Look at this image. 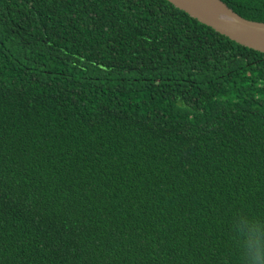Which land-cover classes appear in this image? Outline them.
Listing matches in <instances>:
<instances>
[{
	"label": "trees",
	"instance_id": "trees-1",
	"mask_svg": "<svg viewBox=\"0 0 264 264\" xmlns=\"http://www.w3.org/2000/svg\"><path fill=\"white\" fill-rule=\"evenodd\" d=\"M238 215L264 53L167 0H0V264H241Z\"/></svg>",
	"mask_w": 264,
	"mask_h": 264
},
{
	"label": "water",
	"instance_id": "water-1",
	"mask_svg": "<svg viewBox=\"0 0 264 264\" xmlns=\"http://www.w3.org/2000/svg\"><path fill=\"white\" fill-rule=\"evenodd\" d=\"M240 45L264 53V22L246 19L222 0H167Z\"/></svg>",
	"mask_w": 264,
	"mask_h": 264
},
{
	"label": "clouds",
	"instance_id": "clouds-1",
	"mask_svg": "<svg viewBox=\"0 0 264 264\" xmlns=\"http://www.w3.org/2000/svg\"><path fill=\"white\" fill-rule=\"evenodd\" d=\"M234 228L244 238L241 264H264V218L238 215Z\"/></svg>",
	"mask_w": 264,
	"mask_h": 264
}]
</instances>
